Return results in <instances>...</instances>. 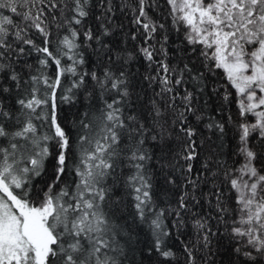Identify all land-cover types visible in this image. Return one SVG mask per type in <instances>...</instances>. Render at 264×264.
<instances>
[{"label":"snow or ice","instance_id":"snow-or-ice-1","mask_svg":"<svg viewBox=\"0 0 264 264\" xmlns=\"http://www.w3.org/2000/svg\"><path fill=\"white\" fill-rule=\"evenodd\" d=\"M164 2L195 60L153 43L158 0L123 42L113 0H0V264H264V0Z\"/></svg>","mask_w":264,"mask_h":264},{"label":"trees","instance_id":"trees-1","mask_svg":"<svg viewBox=\"0 0 264 264\" xmlns=\"http://www.w3.org/2000/svg\"><path fill=\"white\" fill-rule=\"evenodd\" d=\"M92 3L95 4L96 0H92ZM158 3L160 4V8H153L149 12V14L152 15L153 18L159 22H164L165 19H167V27H166L165 31H161V32H158L156 34V38L153 41V43H156L157 47H159L158 42L162 40V37L165 34H167L169 36V41H168V44L165 46L169 49L168 58L172 64H176L178 61H180V57H181L182 53L180 51H178V47L185 49V52L183 54L187 57V59L195 60V56H193L190 53V49H188V46L182 45V43H181V41L183 39V33L182 32L178 33L175 30V28H173L170 18L166 17V13L161 12V10H160L161 8L166 9V5H165L164 0H158ZM113 4H114L115 9H116L115 13L113 15V18H112L113 27H115L116 25H122L123 31L117 29L115 31V34L113 37L106 38V42H108L110 39H115L116 41L123 42L125 39L126 33L130 34L134 31H136V25H134L132 22L134 19V16L136 15V13H134L132 11V8L135 7L136 0H113ZM122 5H127V10H123L121 7ZM102 11H103L102 9H99L97 7L96 9H94L93 17L101 15ZM89 26L97 27V22L95 21L94 18L89 21ZM141 40H142V37H139L136 41H133V40H131L130 35H129V37L127 39V47L129 49H134L140 45ZM122 46H123V43H122ZM90 51L91 50H89V52ZM94 59H95V57H90L89 67L92 66L91 61ZM146 67L147 66H146L145 62L142 59L137 61V62H133L130 66V72L140 74V75L135 76L133 79H134V82L136 85L134 91L136 94H138L142 98L141 106L146 105L148 103V99H149V97L152 96V92H153V89L148 86L147 81L143 82V84L140 83L142 75L145 74ZM187 87L190 90H193L192 84H188ZM210 91H211V84H209V88H208L207 92L202 93V94L197 93V95L199 96V103L201 105H203L205 103V101H207V104H208V107L206 110L207 115H214V116H216L217 119H219L222 115L225 120L227 119L229 114L235 116L236 109H235L234 103L231 105H226L225 108L223 109L222 113L217 112L216 109L219 108L221 101L218 97L211 96ZM133 100H135V96L133 97ZM63 107H64V112L62 113V115H67L68 121L70 122L73 119L72 112H75L76 109L75 108L68 109L67 106H63ZM205 122H207V121H205ZM202 127H203V125H201V128ZM229 129H230V126H229ZM205 135H209V133L205 132ZM212 141L218 143L215 136H212ZM234 144H235V142L232 140V131L228 130L227 134L224 138L223 152L225 153L224 158L228 160L229 164H231L236 159V157L231 154L233 151V148H234ZM214 147H215V143L209 142L208 144H205L204 145V154L207 155L208 149L214 148ZM153 163H155V162H153ZM197 167H199V163H197ZM119 174H120V170L118 169L117 175H119ZM124 175H127L126 170L124 172ZM43 179H45V178L42 177V178L37 179V184L39 186H43L42 182H41ZM69 179H71V177H69ZM118 188H119V190L117 191L116 195L117 196L123 195L122 183L120 185H118ZM204 191H207V187L204 188ZM199 210L200 209H197V211H199ZM131 211H132V209L129 208L126 215H129L131 213ZM141 238H143V233H141ZM188 238H189L188 236L184 237V239H188Z\"/></svg>","mask_w":264,"mask_h":264}]
</instances>
